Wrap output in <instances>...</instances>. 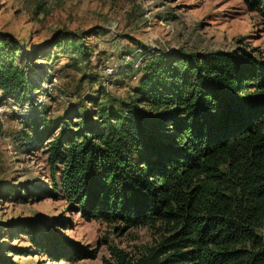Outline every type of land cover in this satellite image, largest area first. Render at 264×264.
Wrapping results in <instances>:
<instances>
[{
    "label": "trees",
    "instance_id": "16d2710c",
    "mask_svg": "<svg viewBox=\"0 0 264 264\" xmlns=\"http://www.w3.org/2000/svg\"><path fill=\"white\" fill-rule=\"evenodd\" d=\"M242 1L264 15V0ZM72 39L63 32L31 47L0 32V102L32 107L22 136L26 148L45 142V192L59 190L86 218L158 227L156 244L136 258L113 249L114 264H264V61L240 48L152 50L137 68L122 57L116 73L137 79L126 96L87 95L49 116L27 65ZM81 52L78 64H87ZM10 194L23 198L18 188ZM18 226L40 232L35 245L51 258L95 256L67 250L49 225L43 233L34 222ZM3 250L0 264H16Z\"/></svg>",
    "mask_w": 264,
    "mask_h": 264
},
{
    "label": "rangeland",
    "instance_id": "374dc122",
    "mask_svg": "<svg viewBox=\"0 0 264 264\" xmlns=\"http://www.w3.org/2000/svg\"><path fill=\"white\" fill-rule=\"evenodd\" d=\"M0 32L31 47L63 32L73 38L71 48L57 44L47 58L31 59L27 65L32 76L39 75L37 84L43 89L33 97L37 104L48 106V115L53 117L87 95L102 101L126 96L137 79L116 73L100 94L101 70L135 49L140 51L134 57L142 60L158 49L240 48L264 61V15L248 10L242 0H0ZM81 50L91 55L87 64H78ZM44 72L56 78L48 90ZM22 134L21 122L7 114L0 123V246L11 262L114 264L113 249L136 258L156 244L161 235L157 226H131L119 218H86L59 190L54 196L46 193L52 174L45 142L37 149L26 148ZM14 188L20 190L22 199L11 196ZM26 222L37 223L41 233L49 225L67 250L87 248L95 256L73 261L51 258L35 245L40 232L29 236L19 230L18 225Z\"/></svg>",
    "mask_w": 264,
    "mask_h": 264
},
{
    "label": "built area",
    "instance_id": "2783aa9c",
    "mask_svg": "<svg viewBox=\"0 0 264 264\" xmlns=\"http://www.w3.org/2000/svg\"><path fill=\"white\" fill-rule=\"evenodd\" d=\"M140 50L135 49L134 53H138ZM134 53L127 54L124 57V62L133 61V66L137 68L141 64L139 58L134 59ZM123 62V63H124ZM120 62L118 60L112 61L109 64L105 65L101 70V80L102 84H109L111 79L115 76ZM56 84V78L53 76L47 83L46 89H51ZM46 92V91H45ZM32 107L28 104H20L12 98H7L0 102V123L4 122V119L7 114L15 115V120L22 122L23 118L28 114Z\"/></svg>",
    "mask_w": 264,
    "mask_h": 264
}]
</instances>
